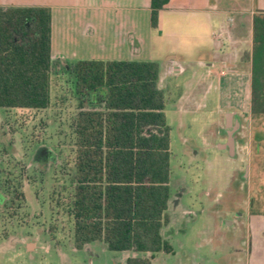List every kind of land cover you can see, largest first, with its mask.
Instances as JSON below:
<instances>
[{"label": "trees", "instance_id": "1", "mask_svg": "<svg viewBox=\"0 0 264 264\" xmlns=\"http://www.w3.org/2000/svg\"><path fill=\"white\" fill-rule=\"evenodd\" d=\"M169 1L150 0L152 30ZM50 39L48 8L0 7V109L6 113L51 108ZM67 68L78 104L64 118L70 159L61 163L62 182L50 201L71 224L74 249L99 242L110 252L144 254L126 264H151L156 254L172 252L161 235L171 196L170 130L158 65L89 60ZM250 116L264 117L262 11L252 18ZM16 197L23 201L22 192Z\"/></svg>", "mask_w": 264, "mask_h": 264}, {"label": "rangeland", "instance_id": "2", "mask_svg": "<svg viewBox=\"0 0 264 264\" xmlns=\"http://www.w3.org/2000/svg\"><path fill=\"white\" fill-rule=\"evenodd\" d=\"M61 78L62 92L52 93L50 109L41 113L0 109V264H126L128 258H143L139 253L110 252L99 242L76 250L71 224L56 215L50 196L55 184L62 182L63 159H70L64 118L74 112L71 100L76 96L71 77ZM183 89L170 82L163 91L170 130L171 203L162 236L172 252L156 254L150 262L247 264L245 252L250 247L254 253L258 241L252 233L246 243L247 211L264 215V185L251 189L245 181L247 157L231 158L213 145L223 122L213 105L195 114H176L175 97ZM238 95L227 98L226 105L241 107L245 98ZM253 122L248 134L255 143L264 140V129L257 127L258 119ZM3 147L8 156L1 153ZM20 192L23 201L16 197ZM24 241L36 249L27 253Z\"/></svg>", "mask_w": 264, "mask_h": 264}, {"label": "crops", "instance_id": "3", "mask_svg": "<svg viewBox=\"0 0 264 264\" xmlns=\"http://www.w3.org/2000/svg\"><path fill=\"white\" fill-rule=\"evenodd\" d=\"M0 7L50 10V100L53 92H62L58 86L67 74L62 69L77 62L155 63L163 96L170 82L183 85L175 97L176 114H195L213 105L223 117L213 145L231 158L244 150L249 157L248 177L256 188L264 185V140L254 143L248 134L254 124L250 116L252 18L264 12V0H170L159 12L155 30L150 26V0H0ZM234 93L245 98L237 109L226 105ZM77 97L71 100L75 109ZM258 121L257 127L264 129V118ZM243 130L245 141L238 137ZM255 224L262 234L246 261L264 264V222ZM23 245L27 253L36 249L32 242Z\"/></svg>", "mask_w": 264, "mask_h": 264}, {"label": "flooded vegetation", "instance_id": "4", "mask_svg": "<svg viewBox=\"0 0 264 264\" xmlns=\"http://www.w3.org/2000/svg\"><path fill=\"white\" fill-rule=\"evenodd\" d=\"M235 135V134H234ZM229 136L231 137V134H229ZM238 135H236V137H237ZM241 136V137H240ZM240 139H242V141H245L246 140V136L244 135V130H243V132L242 133H240V135L238 136ZM244 144H245V142L243 143V146H244ZM237 156H240V157H247V155L245 154V151L244 150H242V152L240 151V153L237 155ZM248 158V161H249V157H247ZM249 166H248V164H247V167H246V172H245V174H243V177H244V179H245V181L248 183V185L250 186V188L252 189L253 187H255L256 188V184H255V182H254V179H252V178H250V177H248V170H249V168H248ZM170 199H171V196H170ZM171 200H169V203H168V207H169V204L171 203L170 202ZM258 201H259V197H258ZM248 204H250V203H252V201H251V198H249V201L247 202ZM260 209V208H259ZM167 212H168V210H167ZM248 213H247V216H248V218H249V223H248V232H247V235H246V243H247V238H249L250 237V235L252 234V233H254L253 235H255V236H260L261 234H262V232L260 233V230H261V227H258L255 223H257L258 221L259 222H264V215L263 214H261V212H259V211H257V210H255V212L254 211H252V209L251 208H249V210L247 211ZM167 216H168V214H167ZM168 220H169V216H168ZM168 220H167V224H168ZM166 224V225H167ZM166 225L164 226V227H166ZM163 227V228H164ZM162 228V229H163ZM161 235H162V230H161ZM163 237V236H162ZM250 241V240H249ZM256 243V242H255ZM251 245V244H250ZM246 246L248 247V244H246ZM251 249H250V247L248 248V250H247V253H250L251 254ZM247 253L245 252V259H246V255H247ZM246 263H247V261H246Z\"/></svg>", "mask_w": 264, "mask_h": 264}]
</instances>
